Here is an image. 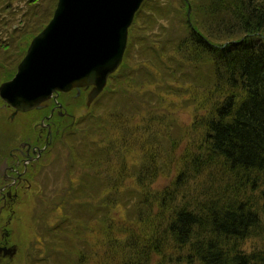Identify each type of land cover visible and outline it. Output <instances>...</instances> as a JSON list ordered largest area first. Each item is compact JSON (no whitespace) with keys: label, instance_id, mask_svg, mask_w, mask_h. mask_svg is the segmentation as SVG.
<instances>
[{"label":"trees","instance_id":"obj_1","mask_svg":"<svg viewBox=\"0 0 264 264\" xmlns=\"http://www.w3.org/2000/svg\"><path fill=\"white\" fill-rule=\"evenodd\" d=\"M57 1L0 0V85ZM68 95L59 100L73 113ZM103 97L112 107L56 136L61 145L82 128L79 145L67 149L70 186L58 204L67 213L55 231L73 222L80 235H95L100 222L107 248L97 264H264V245L243 248L264 240V0H145L123 63L94 103ZM189 108L192 123L182 127L175 113ZM4 126L0 160L12 145ZM113 205L129 210L118 228Z\"/></svg>","mask_w":264,"mask_h":264},{"label":"water","instance_id":"obj_2","mask_svg":"<svg viewBox=\"0 0 264 264\" xmlns=\"http://www.w3.org/2000/svg\"><path fill=\"white\" fill-rule=\"evenodd\" d=\"M144 1L58 0L14 77L0 85V98L15 110L12 116L41 109L54 95L73 89L79 94L91 88L90 106L122 64L129 29Z\"/></svg>","mask_w":264,"mask_h":264},{"label":"rangeland","instance_id":"obj_3","mask_svg":"<svg viewBox=\"0 0 264 264\" xmlns=\"http://www.w3.org/2000/svg\"><path fill=\"white\" fill-rule=\"evenodd\" d=\"M19 4L21 7L25 6L23 2ZM163 22L166 26L168 25L167 21ZM73 97L75 96L69 94L66 99H68V102L73 106L74 121H78L82 117L90 118V116H99L106 108L109 109V106L113 104L109 102L107 98L103 97L100 101L88 107L85 103L86 98L83 100L80 97ZM37 112L39 113V111H31L12 116L11 110L3 108V106L0 107V116L2 118H0V127L5 125L3 129H6L7 134L9 132L10 136L8 137L12 139L11 144L14 145V143L18 141V138H27L28 133L39 125L40 119L37 118V115H39ZM192 113L193 108H189L187 110H179L175 113V116L182 124V127H189L192 123ZM92 122L93 120L91 123ZM72 127L74 128L75 126ZM74 130L76 131L77 127ZM78 131H80V133L73 137L74 140L69 137L68 141L65 140L61 145L57 144L51 149L56 155L59 154V156L55 157V155H53L52 157L57 163L56 166H53L54 168L52 169H50V165L41 166V168L38 169L39 175L32 177L31 182L33 185L31 193H33L34 199H32L29 204H26V206L20 207L21 213H18L19 218L16 219L15 222L13 221L12 224V228L14 227V238L15 240L18 239L17 241L19 244L17 243V245L21 249L20 255L16 257L13 264H97L99 256L107 248L105 238H101L100 222H98V224L94 223L96 228L95 235L92 233L91 229H88L83 235H80L85 231L84 228L80 227L78 230L77 224L73 222L67 223V225L72 223L70 226H64V234L58 232V230L55 231V224L58 223L61 218L63 219L65 213H67L64 207L58 206V204L61 203V198L63 196L62 192H65L68 186H70V180L64 175V171L68 168L67 160L69 157V150L67 149L79 145L80 138L82 137V128L78 129ZM32 133L34 135L36 134L35 132ZM11 147L12 145L9 146L7 150ZM139 157L140 155L137 151L131 155V159L134 163L140 162V159H138ZM3 159L4 158L0 160V163ZM50 161L51 160L48 162ZM69 176L74 179L72 181L73 184L78 183L76 180L79 176L77 171ZM172 177V174L160 176L154 183L153 189H162L169 184ZM122 184L126 187L132 185L133 182L127 180L122 182ZM99 202L98 200V204H94L97 209L100 207ZM110 213L114 218V228H116L117 226H123V224H125L129 210L126 211L125 207L122 205L116 207L113 205ZM18 221L20 224H16ZM1 223L2 221L0 224ZM117 230L118 229H115V231ZM114 235L118 236L121 240L120 242H122L123 237L121 232H115ZM263 245L264 240L256 237L246 240L243 248L247 252H251Z\"/></svg>","mask_w":264,"mask_h":264},{"label":"flooded vegetation","instance_id":"obj_4","mask_svg":"<svg viewBox=\"0 0 264 264\" xmlns=\"http://www.w3.org/2000/svg\"><path fill=\"white\" fill-rule=\"evenodd\" d=\"M75 96L76 92H71ZM81 95V94H80ZM79 95V96H80ZM75 96L73 98H77ZM60 97V95H59ZM52 98L40 110L39 125L28 133L27 138L19 139L12 144L8 156L0 163V264H13L20 255L21 249L14 238L13 221L19 218L20 207L26 206L34 199L32 190V177L37 176L41 166H49L46 153L58 144L68 127L74 124V113L68 110L66 104ZM62 105V107H61ZM14 113V109L4 107ZM20 113L15 114L17 116ZM32 132H35L34 135ZM23 213V211H22ZM24 215V214H23ZM22 223V221L20 220ZM18 221L16 224H20ZM19 244V243H18Z\"/></svg>","mask_w":264,"mask_h":264},{"label":"bare ground","instance_id":"obj_5","mask_svg":"<svg viewBox=\"0 0 264 264\" xmlns=\"http://www.w3.org/2000/svg\"><path fill=\"white\" fill-rule=\"evenodd\" d=\"M135 16H136V15H135ZM134 19H135V18H134ZM133 23H134V21H133ZM133 23H132V25H133ZM132 25H131V26H132Z\"/></svg>","mask_w":264,"mask_h":264}]
</instances>
